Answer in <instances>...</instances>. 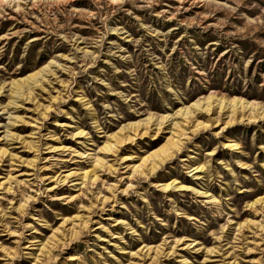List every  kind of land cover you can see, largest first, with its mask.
<instances>
[{"label": "rangeland", "instance_id": "rangeland-1", "mask_svg": "<svg viewBox=\"0 0 264 264\" xmlns=\"http://www.w3.org/2000/svg\"><path fill=\"white\" fill-rule=\"evenodd\" d=\"M0 264H264V0H0Z\"/></svg>", "mask_w": 264, "mask_h": 264}]
</instances>
